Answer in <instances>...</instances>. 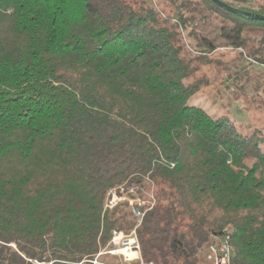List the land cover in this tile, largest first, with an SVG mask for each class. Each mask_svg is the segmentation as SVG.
I'll list each match as a JSON object with an SVG mask.
<instances>
[{
  "label": "trees",
  "instance_id": "trees-1",
  "mask_svg": "<svg viewBox=\"0 0 264 264\" xmlns=\"http://www.w3.org/2000/svg\"><path fill=\"white\" fill-rule=\"evenodd\" d=\"M167 2L0 0V264L115 260V232L133 231L141 258L123 264H202L227 232L231 264H264V131L191 102L201 67L231 69L219 47L264 65V19ZM212 13L230 23L214 38ZM122 192L141 221L107 205Z\"/></svg>",
  "mask_w": 264,
  "mask_h": 264
},
{
  "label": "rangeland",
  "instance_id": "rangeland-1",
  "mask_svg": "<svg viewBox=\"0 0 264 264\" xmlns=\"http://www.w3.org/2000/svg\"><path fill=\"white\" fill-rule=\"evenodd\" d=\"M226 2H231L235 5L241 4L235 0H224ZM156 3H160L161 7H168L169 3L167 0H154ZM250 7H255L254 4H248ZM230 23L223 19L221 15L212 13L209 15L205 24L199 25V30L209 36L217 37L219 35V28L223 25ZM191 42V40H189ZM218 44L224 45L222 39L217 40ZM197 53H194V55ZM211 57L222 60L230 64L233 60V65L229 70H225L223 66L216 67L215 65H204L201 67V70L198 71L194 78L205 76L208 77L211 81L210 85L205 87L196 97L191 99V102L197 105H201L206 111L211 114L218 115L221 112L230 116L237 124V126L248 132L253 127L257 126L264 131V74L258 72L264 68V65L257 61L250 62L246 58H234L237 56L236 51L233 47L221 46L216 49L213 53L210 54ZM250 63V65H249ZM236 65H239L241 77H237L235 72L237 70ZM250 66V69H253L254 72L246 69ZM236 69V70H235ZM246 72L252 73V76L245 74ZM231 73V78L228 74ZM237 77V78H236ZM237 80V81H236ZM262 149L264 150V142L261 144ZM122 197L116 198V201H127V193L122 192ZM148 195V194H147ZM151 197V195H148ZM130 234H120L116 237V242L114 243V248L122 249L125 245V240ZM111 250L108 252L110 255H118L119 257L115 260H112L110 256H99L96 257L94 264H98V261H104L107 264H111V260L114 263L123 264L126 261L138 260L134 258L136 254L132 253L131 249H124L123 251H118L111 253ZM129 254L130 260L125 259V255ZM206 254V252H205ZM121 257V258H120ZM128 263V262H126ZM202 264H207V260L204 257ZM209 264V263H208Z\"/></svg>",
  "mask_w": 264,
  "mask_h": 264
},
{
  "label": "built area",
  "instance_id": "built-area-1",
  "mask_svg": "<svg viewBox=\"0 0 264 264\" xmlns=\"http://www.w3.org/2000/svg\"><path fill=\"white\" fill-rule=\"evenodd\" d=\"M131 193H134V189H130ZM122 197L119 196L117 193H113L111 197L108 199L107 205L108 206H114L118 201H116V198ZM128 200L130 205L132 206V211L136 217H138L141 221L142 217L145 215L146 211H143L141 209V206L144 205L146 202L142 201L139 197L137 198H130L128 196ZM153 205V203H152ZM151 205V206H152ZM151 206L149 208H151ZM120 234L124 235L122 232H115L113 237V242H116V237ZM125 247L124 249H131L133 253H136L134 258L140 259V245L138 243L137 237L135 236V231H133L128 238L125 240L124 243ZM120 248L117 250L112 249L110 252L115 253L118 252ZM123 249V247H122ZM235 251V247L231 242V235L230 233H224L222 235H218L214 237V240L212 243L209 244L207 251H206V260L207 264H231L232 257ZM126 260H130L129 254L125 255ZM99 264V263H98Z\"/></svg>",
  "mask_w": 264,
  "mask_h": 264
},
{
  "label": "water",
  "instance_id": "water-1",
  "mask_svg": "<svg viewBox=\"0 0 264 264\" xmlns=\"http://www.w3.org/2000/svg\"><path fill=\"white\" fill-rule=\"evenodd\" d=\"M214 3H216L217 5L228 9L231 12L237 13L239 15H243L246 16L248 18H253V19H264V15H260L258 13L252 12V11H246L240 8H237L229 3H227L224 0H213Z\"/></svg>",
  "mask_w": 264,
  "mask_h": 264
},
{
  "label": "bare ground",
  "instance_id": "bare-ground-1",
  "mask_svg": "<svg viewBox=\"0 0 264 264\" xmlns=\"http://www.w3.org/2000/svg\"><path fill=\"white\" fill-rule=\"evenodd\" d=\"M124 250V248L123 249H119V251H123ZM133 253V252H132ZM133 254H136V253H133Z\"/></svg>",
  "mask_w": 264,
  "mask_h": 264
}]
</instances>
